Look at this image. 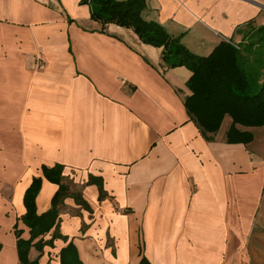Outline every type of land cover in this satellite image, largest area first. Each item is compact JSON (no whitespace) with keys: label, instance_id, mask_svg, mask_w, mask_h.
I'll return each instance as SVG.
<instances>
[{"label":"crops","instance_id":"obj_1","mask_svg":"<svg viewBox=\"0 0 264 264\" xmlns=\"http://www.w3.org/2000/svg\"><path fill=\"white\" fill-rule=\"evenodd\" d=\"M146 5L201 56L264 25V0ZM162 56L81 0H0V264H22L26 191L42 178L49 211L59 186L42 168L57 164L81 201L64 199L59 235L33 242L36 264H61L70 243L83 264H264V127L228 144L227 116L207 140L185 107L191 71Z\"/></svg>","mask_w":264,"mask_h":264},{"label":"trees","instance_id":"obj_2","mask_svg":"<svg viewBox=\"0 0 264 264\" xmlns=\"http://www.w3.org/2000/svg\"><path fill=\"white\" fill-rule=\"evenodd\" d=\"M89 5L93 20L103 27L109 24L133 30L146 44L163 48L162 61L169 68L185 66L191 71L187 86L191 95L185 100L190 118L202 135L212 141L227 116L232 123L226 132L228 144L248 145L254 140L250 128L264 127V25L246 24L239 28L245 33L240 45L221 42L205 56L192 53L179 38L164 26L143 16L146 0H81ZM46 179L59 186L52 208L39 215L36 199L42 178H35L25 194V224L31 230L29 240L18 239V254L22 264H36L29 259L33 242L56 228L58 236L61 205L67 197L80 196L65 184L64 166L43 167ZM39 243V242H38ZM1 250V245H0ZM61 264H83L78 251L70 243L60 253ZM140 264H150L145 258Z\"/></svg>","mask_w":264,"mask_h":264},{"label":"rangeland","instance_id":"obj_3","mask_svg":"<svg viewBox=\"0 0 264 264\" xmlns=\"http://www.w3.org/2000/svg\"><path fill=\"white\" fill-rule=\"evenodd\" d=\"M256 134H257V135H259V134H258V132H257ZM261 155H263V156H264V152H262V151H261Z\"/></svg>","mask_w":264,"mask_h":264}]
</instances>
